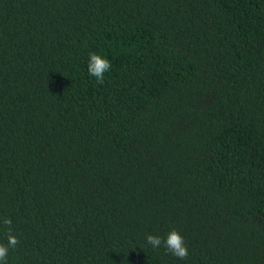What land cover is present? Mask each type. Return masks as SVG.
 <instances>
[{"label": "trees", "instance_id": "trees-1", "mask_svg": "<svg viewBox=\"0 0 264 264\" xmlns=\"http://www.w3.org/2000/svg\"><path fill=\"white\" fill-rule=\"evenodd\" d=\"M4 217L7 264H264V0H0Z\"/></svg>", "mask_w": 264, "mask_h": 264}, {"label": "clouds", "instance_id": "clouds-1", "mask_svg": "<svg viewBox=\"0 0 264 264\" xmlns=\"http://www.w3.org/2000/svg\"><path fill=\"white\" fill-rule=\"evenodd\" d=\"M87 68L89 75L94 77L98 84H103L105 73L111 69V62L105 56L93 51L89 53ZM2 223L7 228V244L0 243V264H7L9 250L19 244V239L13 234L11 228L12 220L10 218L4 217ZM146 242L154 249L163 245L166 253H170L181 260L186 259L189 254L183 236L176 229H171L164 237L147 234Z\"/></svg>", "mask_w": 264, "mask_h": 264}]
</instances>
